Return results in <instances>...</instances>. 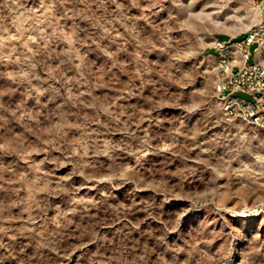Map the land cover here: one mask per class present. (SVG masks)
I'll return each instance as SVG.
<instances>
[{
  "label": "rangeland",
  "instance_id": "1",
  "mask_svg": "<svg viewBox=\"0 0 264 264\" xmlns=\"http://www.w3.org/2000/svg\"><path fill=\"white\" fill-rule=\"evenodd\" d=\"M220 1L0 0V264H264Z\"/></svg>",
  "mask_w": 264,
  "mask_h": 264
},
{
  "label": "built area",
  "instance_id": "2",
  "mask_svg": "<svg viewBox=\"0 0 264 264\" xmlns=\"http://www.w3.org/2000/svg\"><path fill=\"white\" fill-rule=\"evenodd\" d=\"M220 2L229 17L249 23L239 38L215 39L214 47L223 56V67H219L222 108L225 114L247 120L250 125H264V0H242L246 3V15L238 14L233 0ZM235 40H242V48H235ZM252 45H255L253 49ZM235 60H242V67H235ZM239 94L248 95L252 100Z\"/></svg>",
  "mask_w": 264,
  "mask_h": 264
},
{
  "label": "bare ground",
  "instance_id": "3",
  "mask_svg": "<svg viewBox=\"0 0 264 264\" xmlns=\"http://www.w3.org/2000/svg\"><path fill=\"white\" fill-rule=\"evenodd\" d=\"M233 8H237V12H239L240 15H246V3L242 2V0H233ZM235 48H242V40H235ZM218 57L221 58L220 67H223V56L219 53ZM235 67H242V60H235ZM247 122L249 123V121ZM256 126L264 131V125Z\"/></svg>",
  "mask_w": 264,
  "mask_h": 264
},
{
  "label": "trees",
  "instance_id": "4",
  "mask_svg": "<svg viewBox=\"0 0 264 264\" xmlns=\"http://www.w3.org/2000/svg\"><path fill=\"white\" fill-rule=\"evenodd\" d=\"M239 38V37H238Z\"/></svg>",
  "mask_w": 264,
  "mask_h": 264
}]
</instances>
